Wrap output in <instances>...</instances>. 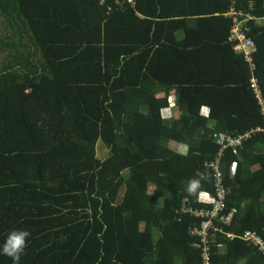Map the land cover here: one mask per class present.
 Listing matches in <instances>:
<instances>
[{"label":"trees","instance_id":"1","mask_svg":"<svg viewBox=\"0 0 264 264\" xmlns=\"http://www.w3.org/2000/svg\"><path fill=\"white\" fill-rule=\"evenodd\" d=\"M0 24V246L28 231L19 264H201L185 208H211L214 162L236 214L211 263L264 264L240 238L264 240V0H0ZM219 133L247 137L220 151Z\"/></svg>","mask_w":264,"mask_h":264},{"label":"built area","instance_id":"2","mask_svg":"<svg viewBox=\"0 0 264 264\" xmlns=\"http://www.w3.org/2000/svg\"><path fill=\"white\" fill-rule=\"evenodd\" d=\"M127 2L132 6L134 4V0H127ZM227 15L232 17L233 21V26L230 30L229 41L235 43L234 50L241 53L250 69L254 70L255 66L253 62V56L256 50L255 45L253 41L245 35L244 30H242L244 23L252 18L246 15L244 19L238 20V17L240 18L241 14H236L233 9L230 10ZM250 85L254 90L255 96L258 99V102L261 105L264 113V103L262 101L258 84L254 76H252L250 79ZM245 137H247V135H245ZM245 137H231L229 135L219 133L217 135L216 143L220 146V151H222L229 147L234 148L238 146L241 143V139ZM208 166L213 172L215 196H209L208 194L204 193H202L201 196L203 197V200L211 204V208L191 210L184 207L185 211L201 219L199 227L194 228L192 231L193 234L200 237L201 242L203 243L201 264H212L209 249L205 243L207 242L209 233H211V229L217 232H222V229L215 225V221L217 220L223 225H228L236 214V209H226V197L228 194V189L224 185L222 173L218 167V162L210 163ZM210 235L212 236V233ZM240 238L257 246V249L264 256V240L258 234H256L254 231H246Z\"/></svg>","mask_w":264,"mask_h":264},{"label":"clouds","instance_id":"3","mask_svg":"<svg viewBox=\"0 0 264 264\" xmlns=\"http://www.w3.org/2000/svg\"><path fill=\"white\" fill-rule=\"evenodd\" d=\"M199 187L198 180L189 181L187 191L189 194L195 193ZM30 236V233L26 230H13L8 235L3 245L0 246V255L7 256L12 259L13 264H19L21 255L26 248V239Z\"/></svg>","mask_w":264,"mask_h":264},{"label":"rangeland","instance_id":"4","mask_svg":"<svg viewBox=\"0 0 264 264\" xmlns=\"http://www.w3.org/2000/svg\"><path fill=\"white\" fill-rule=\"evenodd\" d=\"M4 32H3V27H2V24H0V37H3L4 35ZM10 49H6V48H4L2 51H0V55L1 56H5L6 55V52H8ZM170 103L173 105V100H174V97L172 96V97H170ZM170 113H171V115H173L174 113H175V110L173 109V108H171V110H170ZM168 146L173 150V151H175V152H179V153H184L185 152V149L186 148H184L183 147V149L184 150H182V146L181 145H179V144H177V143H175V142H169V144H168ZM96 151H97V156L98 157H100L101 155H103L104 153H105V150L103 149V147L100 145V144H98L97 145V147H96ZM153 187L152 186H149L148 187V192L150 193V194H153Z\"/></svg>","mask_w":264,"mask_h":264},{"label":"crops","instance_id":"5","mask_svg":"<svg viewBox=\"0 0 264 264\" xmlns=\"http://www.w3.org/2000/svg\"><path fill=\"white\" fill-rule=\"evenodd\" d=\"M173 94H174V92L172 91V92H170V94H169V99H170V97H172L173 96ZM178 144V143H177ZM180 145V144H179ZM182 146V150H184L183 149V147L185 148V146H183V145H181ZM182 153V152H181ZM203 197L201 196V199H202Z\"/></svg>","mask_w":264,"mask_h":264}]
</instances>
